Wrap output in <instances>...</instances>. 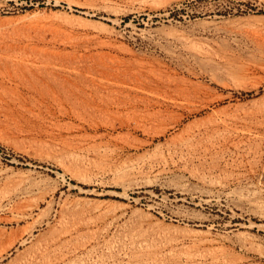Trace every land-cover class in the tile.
<instances>
[{"label":"rangeland","instance_id":"rangeland-1","mask_svg":"<svg viewBox=\"0 0 264 264\" xmlns=\"http://www.w3.org/2000/svg\"><path fill=\"white\" fill-rule=\"evenodd\" d=\"M0 264H264V0H0Z\"/></svg>","mask_w":264,"mask_h":264},{"label":"bare ground","instance_id":"bare-ground-1","mask_svg":"<svg viewBox=\"0 0 264 264\" xmlns=\"http://www.w3.org/2000/svg\"><path fill=\"white\" fill-rule=\"evenodd\" d=\"M204 15V14H203ZM6 208V207H5ZM4 209V208H3ZM22 217V216H21ZM24 243V242H23Z\"/></svg>","mask_w":264,"mask_h":264}]
</instances>
